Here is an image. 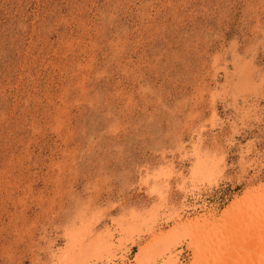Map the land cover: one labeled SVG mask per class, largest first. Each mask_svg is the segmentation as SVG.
<instances>
[{
    "label": "rangeland",
    "instance_id": "obj_1",
    "mask_svg": "<svg viewBox=\"0 0 264 264\" xmlns=\"http://www.w3.org/2000/svg\"><path fill=\"white\" fill-rule=\"evenodd\" d=\"M262 189L264 0H0V264H132Z\"/></svg>",
    "mask_w": 264,
    "mask_h": 264
},
{
    "label": "bare ground",
    "instance_id": "obj_2",
    "mask_svg": "<svg viewBox=\"0 0 264 264\" xmlns=\"http://www.w3.org/2000/svg\"><path fill=\"white\" fill-rule=\"evenodd\" d=\"M213 118H215V115H213ZM199 155L196 154L195 156L194 154L196 159L192 169L195 173L194 178H200L209 170H214L216 164L213 163L212 167L209 168L207 160ZM147 217L149 216L136 218V222L139 224L143 219L149 220ZM188 227L187 230L174 233L171 230L163 239H155L147 250L142 251L141 257L134 256L132 264L151 262L164 249L166 250L171 239L172 245L182 242L185 250L190 252L188 254L190 255V261L187 264H264V189L254 194L246 193L240 201L225 211H217L216 207L211 206L207 210V215L202 214L201 218L193 219ZM174 236L175 239H173ZM75 244L77 245V242ZM93 244V248H95L93 251L92 249L84 250L79 254L78 259L69 264H91L90 261L93 259L98 261L101 255L104 254L99 253L100 256L93 254L99 252L97 248L102 244L97 242ZM119 253H121L119 257H126L124 252Z\"/></svg>",
    "mask_w": 264,
    "mask_h": 264
}]
</instances>
